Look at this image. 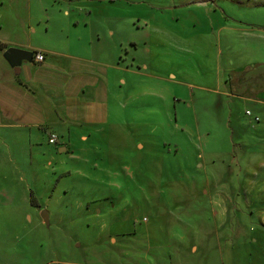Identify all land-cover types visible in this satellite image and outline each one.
Segmentation results:
<instances>
[{"label": "rangeland", "instance_id": "rangeland-1", "mask_svg": "<svg viewBox=\"0 0 264 264\" xmlns=\"http://www.w3.org/2000/svg\"><path fill=\"white\" fill-rule=\"evenodd\" d=\"M29 9L88 14L106 43L113 30L123 63L153 76L136 86L163 97L121 99L120 126L67 153L13 155L0 264H264V105L226 95L229 75L264 64V0H0L10 23Z\"/></svg>", "mask_w": 264, "mask_h": 264}, {"label": "crops", "instance_id": "crops-1", "mask_svg": "<svg viewBox=\"0 0 264 264\" xmlns=\"http://www.w3.org/2000/svg\"><path fill=\"white\" fill-rule=\"evenodd\" d=\"M63 16L69 21L33 22L29 9L26 19L21 21L10 23L8 18H0V156L9 157H0V171H6V165L7 169H20L13 155L33 157L53 145L58 147L59 153H67L74 136L85 142L95 130L106 125L111 129L120 126L110 118L115 107L121 105V99L130 104L138 93L160 100L163 97V88L158 94H152L146 92L150 87L136 86V77L153 76L133 64L123 63L126 57L114 42L113 30H108L111 42L106 43L100 31L94 36L95 27L88 14L81 20L77 16L70 17L65 9ZM72 32L75 35H70ZM112 43L114 47H110ZM8 48L30 51L32 60L22 61L17 71L4 57ZM37 53L43 55L42 62L36 61ZM113 55L116 58L113 59ZM260 65V69L243 68L235 74L234 80L229 75L226 95L264 105L260 98L264 94V64ZM124 106L127 109L128 105ZM255 121L259 122L260 118L256 117ZM51 136L57 137V144L49 143ZM27 162L33 165V160ZM13 201L5 190L0 191V203ZM19 201L26 203L29 209L36 206L38 212L41 211L33 196L22 195Z\"/></svg>", "mask_w": 264, "mask_h": 264}, {"label": "water", "instance_id": "water-1", "mask_svg": "<svg viewBox=\"0 0 264 264\" xmlns=\"http://www.w3.org/2000/svg\"><path fill=\"white\" fill-rule=\"evenodd\" d=\"M32 55L33 54L30 51L17 48H8L4 52V57L6 58V60L17 71L19 70V66L22 61L30 62L32 60ZM42 216L46 218L47 214L43 213Z\"/></svg>", "mask_w": 264, "mask_h": 264}, {"label": "built area", "instance_id": "built-area-1", "mask_svg": "<svg viewBox=\"0 0 264 264\" xmlns=\"http://www.w3.org/2000/svg\"><path fill=\"white\" fill-rule=\"evenodd\" d=\"M35 59H36V61H38V62H42V61H43V55H42L41 53H37V54L35 55ZM57 142H58V139H57L56 136H51V137L49 138V143H51V144H57Z\"/></svg>", "mask_w": 264, "mask_h": 264}]
</instances>
